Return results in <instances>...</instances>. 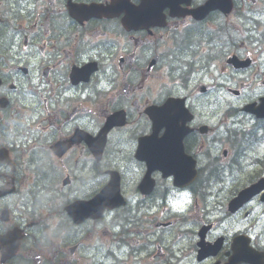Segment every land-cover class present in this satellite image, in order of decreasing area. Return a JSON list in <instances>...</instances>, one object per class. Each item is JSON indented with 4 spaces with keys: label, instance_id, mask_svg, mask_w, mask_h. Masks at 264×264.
Instances as JSON below:
<instances>
[{
    "label": "flooded vegetation",
    "instance_id": "af4514ba",
    "mask_svg": "<svg viewBox=\"0 0 264 264\" xmlns=\"http://www.w3.org/2000/svg\"><path fill=\"white\" fill-rule=\"evenodd\" d=\"M220 61L264 98V0H0V264H264V117L203 112ZM113 172L128 206L68 220Z\"/></svg>",
    "mask_w": 264,
    "mask_h": 264
},
{
    "label": "rangeland",
    "instance_id": "374dc122",
    "mask_svg": "<svg viewBox=\"0 0 264 264\" xmlns=\"http://www.w3.org/2000/svg\"><path fill=\"white\" fill-rule=\"evenodd\" d=\"M243 54H251L254 57H258L259 53H260V49L253 46V47H249L248 49H239ZM219 54L221 55H226L227 52H229L230 50L225 49V48H218ZM232 53L230 52L229 56L227 57L228 60L231 58ZM217 76L215 77L214 80H212L210 82V84L213 86L214 84H218L221 85L222 87H219L217 89V91H213L214 93L212 94V90H211V94H210V100L211 102L214 104H216V109L211 107L209 110L207 109V104H208V100H202L203 104H205L206 109L203 107L202 110L203 112H211L214 115L219 116L224 109V106L227 104V102H232L234 105L237 104H242L244 102V100H246L247 98L254 96L257 92V90H250L247 94H245L244 96H242L239 99H231L229 97H226V94L224 92L223 89V85L221 84L220 80H222V82H225L227 87H229L231 90H236L239 87V83L243 84L244 82L247 81V79L245 77H240L239 75L233 74L229 68H227V66L224 64V62H219L217 65ZM198 81V80H197ZM196 81V82H197ZM239 82V83H238ZM194 83V82H191ZM202 83H205L204 79L202 78ZM225 87V88H227ZM177 91V89H175ZM178 92L179 89H178ZM222 107V110H220ZM238 116L243 117L240 113ZM238 120H241L238 119ZM120 148V147H119ZM121 149V148H120ZM46 197H48V199H50V194H45ZM30 200H33L34 202H36V193H33L32 197L30 198ZM27 210L32 208V206L27 205ZM54 226L57 225L56 223L53 224Z\"/></svg>",
    "mask_w": 264,
    "mask_h": 264
},
{
    "label": "water",
    "instance_id": "95a60500",
    "mask_svg": "<svg viewBox=\"0 0 264 264\" xmlns=\"http://www.w3.org/2000/svg\"><path fill=\"white\" fill-rule=\"evenodd\" d=\"M247 108H248V107H247ZM247 110H249V111H251V112H254V110H253V108H252L251 106H249V108H248ZM247 191H248V190H247ZM248 192H250V190H249Z\"/></svg>",
    "mask_w": 264,
    "mask_h": 264
}]
</instances>
